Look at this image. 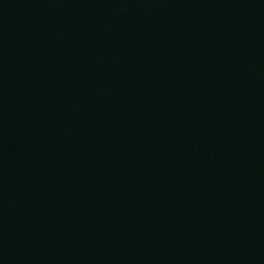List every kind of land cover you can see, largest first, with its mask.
Wrapping results in <instances>:
<instances>
[{
	"label": "water",
	"instance_id": "obj_1",
	"mask_svg": "<svg viewBox=\"0 0 264 264\" xmlns=\"http://www.w3.org/2000/svg\"><path fill=\"white\" fill-rule=\"evenodd\" d=\"M0 264H264V0H0Z\"/></svg>",
	"mask_w": 264,
	"mask_h": 264
}]
</instances>
